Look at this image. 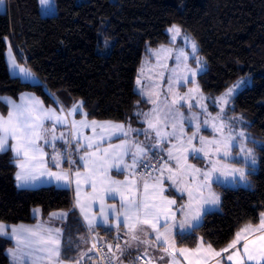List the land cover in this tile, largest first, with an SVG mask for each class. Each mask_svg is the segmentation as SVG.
<instances>
[{
	"label": "trees",
	"instance_id": "1",
	"mask_svg": "<svg viewBox=\"0 0 264 264\" xmlns=\"http://www.w3.org/2000/svg\"><path fill=\"white\" fill-rule=\"evenodd\" d=\"M5 1L6 10H0V112L4 115L9 111L4 96L18 99L21 93L32 92L48 106L55 98L69 107L81 101L89 119L137 124V112L148 107L136 90L139 69L150 48L172 43L169 29L174 25L199 43V53L207 62V70L199 76L204 93L221 95L239 79L251 77L253 84L234 98L230 111L247 121L259 167L248 173L249 187L216 183L220 210L207 212L194 230L178 233L176 242L195 248L202 239L221 250L245 225L260 223L264 214V0H55L53 16L42 14L39 0ZM7 37L39 83L11 75ZM109 39L114 42L111 51L100 52ZM15 159L11 150L0 152V225L36 223V208L43 217L69 211L63 257L75 261L85 246L87 254L92 248L90 232L75 209L73 192L55 185L20 189ZM97 231V236H107L104 243L115 239L114 230L100 227ZM13 245L0 236V264H13L8 255ZM86 256L87 264H95Z\"/></svg>",
	"mask_w": 264,
	"mask_h": 264
},
{
	"label": "rangeland",
	"instance_id": "2",
	"mask_svg": "<svg viewBox=\"0 0 264 264\" xmlns=\"http://www.w3.org/2000/svg\"><path fill=\"white\" fill-rule=\"evenodd\" d=\"M6 8V1L3 0V3L0 4V10L5 11ZM41 11L44 16L55 15L57 13L55 0H49L47 5H41ZM176 27L179 28L178 26ZM170 29L169 33L172 43L157 48H150L139 69L137 81L139 80L140 83L136 81V90L142 95L143 99L146 100L148 107L137 112L138 123L135 125H127L126 123L109 120L89 119L85 115V110L81 101L77 105L82 104V106L77 108V105L69 107L57 98L48 106L41 98L32 92H23L18 99H14L10 96L3 97V100L9 106V111L7 115L0 112V118L6 121L9 117V113H15V106L23 105L27 106L29 109H33L35 115L41 116L45 137L50 142L53 134L57 137L54 141L55 149H53L51 143L45 144L44 140L38 141L44 152L47 153L45 156L47 168L53 172L64 171L72 173L70 176L72 183L70 185L58 184L54 179L44 175L38 176L34 182L19 187L20 189H35L55 185L57 187L69 188L74 194V188L76 190V177L74 173L77 170H81L79 169V160L84 150L81 141H83L84 137L87 135H90V142H97L93 144V147L99 145V151H97V147H92V150L88 151L89 154L95 153V155L91 157L92 160H97V158L101 157L105 149H108L111 154L102 161L106 171L119 169L123 164L129 165V172H126L125 181L120 183V185H127L132 189L131 192L122 189L125 191L126 196L131 197L134 193L139 200H144L147 195L150 203L155 202L157 204H160L162 199L166 198V200L163 201L164 207L170 209L171 212L175 214L177 222L184 219V212L187 211V205L189 204L187 189L193 190L194 196H199L200 192L197 190V185L202 182V173L211 170L213 164H216L217 168H221L224 165L244 168L247 181H241L239 176H236L235 180H233L232 177L225 180L223 177H219L218 172L214 173L211 191L219 197V202L217 204H203L201 213L206 214L208 211L220 210L221 208V198L214 188V184L219 183L230 187L250 186L248 173L251 170L256 171L258 169L259 157L255 148L249 143L253 138L248 131L247 121L241 115L231 113L230 108L233 106L234 98L243 89L253 84L252 78H241L246 81L245 86L239 88L232 96L225 97L227 103H224L221 97H223L227 90L236 84V82L221 95L212 96L204 93L199 81V76L207 70V62L199 53V43L191 34L183 32L180 28L178 33L170 31ZM192 42H195L197 45L195 52H193L192 49ZM113 43V40H106L104 48H100V52L109 53L113 47ZM6 45V61L11 75L19 77L22 81L27 83H39L38 77L28 66L25 58L9 37L6 39ZM13 57L18 65L31 73L30 76H25L19 72V69L12 68L11 60ZM197 61H199V65L206 64V70L202 72L198 71L196 76L193 77L190 74V70H196L198 68ZM174 101L175 103H173ZM48 110H53L56 116L61 117L63 122L57 123L55 118H46L45 113H48ZM149 120L153 122L155 127H149ZM93 121L97 124L95 131L91 126ZM73 122H75V128L73 127ZM108 122H111V124L123 125V130L109 127V130H114L105 135V128L102 130L99 125L108 124ZM85 123L89 126L84 127L83 125ZM173 125H175V127H173ZM74 129L75 135L73 136L71 133ZM218 129L221 130L218 131ZM157 130H159L160 136H157ZM125 132L127 135H125ZM241 132L244 133L243 137L239 135ZM61 133H63L62 139L60 138ZM194 133L195 138L192 139L191 144H189L188 141L193 137ZM229 136L234 137L230 142L228 141ZM201 137H203V143H201ZM114 138H118V140L114 142L111 141ZM70 142L73 153V156H70L71 158L65 152V148ZM105 142L106 144H104ZM226 142L231 145V155L229 156L223 155ZM7 143L8 149H11L10 146L16 142L9 137ZM121 144H125L127 148L126 153L123 154L122 162L117 159L119 155H121V150L116 147ZM137 144L145 148L144 154L136 152L135 145ZM242 147L253 151L256 159L255 165L251 164L250 160H245L244 153L241 152ZM194 148H203L204 151H193ZM217 148H219V151H217ZM55 152H59L61 155V168L59 169L55 167L52 160ZM170 152L171 156L169 155ZM205 153H207V155H205ZM13 156L16 158L15 164L18 173L21 170L18 164L23 160V157H16L14 152ZM177 157H179V164L177 163ZM134 158L136 160L135 165H133ZM69 160L76 161V163L70 164L68 162ZM146 161L155 165L156 169L152 174L146 175L143 179H140L139 168ZM118 164H120V166ZM196 169L200 171L197 172L195 171ZM106 171L100 170L97 173L99 181L95 180L97 183L96 185H98L95 192L96 197H100L101 194H103V179ZM80 172L82 176L87 175L88 169L84 168ZM217 177H219L220 182L216 181ZM101 178L102 181H100ZM114 181L118 182L117 179ZM145 182L149 185L147 193H145L144 189ZM110 187H113L111 183H109L107 189ZM83 192L84 189H81V194ZM116 193L111 194V197H116ZM208 195L209 189L204 188L203 196L207 197ZM117 199L118 198L115 199L116 202ZM167 200L175 201V203L169 205L166 203ZM119 203L118 205L117 203L114 205L117 209V213L115 221L111 226L116 230L119 229L121 225L125 226L122 201ZM119 209H121V220L119 219ZM61 212L63 211H56L54 213L58 214ZM38 214H41V209H34V215L36 216ZM52 218L55 219L57 216L53 215ZM203 219L204 216H202L199 221H193L194 227L199 226L203 222ZM262 221H264V219ZM43 222L39 224L38 228L49 227ZM164 223V217L161 216V232L165 231L163 227ZM250 226L255 225L250 224ZM259 226L261 227V224ZM142 227L145 228L146 231H138V240H133L131 238L132 241L129 247L134 250L133 254L144 253L157 264H203L210 259V254L206 251L202 239L196 249H181L178 247L175 238V233L181 231L178 227L173 229L169 236L168 244L164 243L163 238L157 241L156 232L149 226L144 225ZM260 227L258 228L260 229ZM125 229L129 232L127 227H125ZM191 230L192 229H185L183 231ZM129 235L130 237L132 236L131 233H129ZM164 248H168L167 253L164 252ZM26 249V247L20 245L13 250H8V253L12 259H15L17 254L30 255ZM239 249L241 254H243L241 248ZM181 250L187 251L182 252ZM161 257H163V259H161ZM28 258L27 260L29 262L32 261L31 257ZM132 260L134 259L132 258ZM226 262L227 263L222 261L212 264L231 263L227 258Z\"/></svg>",
	"mask_w": 264,
	"mask_h": 264
},
{
	"label": "snow or ice",
	"instance_id": "3",
	"mask_svg": "<svg viewBox=\"0 0 264 264\" xmlns=\"http://www.w3.org/2000/svg\"><path fill=\"white\" fill-rule=\"evenodd\" d=\"M41 5H47L49 0H39ZM3 3V0H0V4ZM170 31L179 32V28L175 25L170 29ZM197 45L195 42H192V49L193 52L196 51ZM183 55V53H182ZM198 68L196 70H190V74L195 77L198 71H205V65H199V61H197ZM11 66L13 69H19V72L24 74L25 76H30L31 73L26 70L25 68L18 65L13 57L11 60ZM137 83H140L138 80ZM246 81L241 79L236 82L232 87H230L227 92L221 97V100L224 103H227V99L225 97H230L234 92H236L239 88L245 86ZM38 103V102H37ZM175 103V101L173 102ZM81 105H77L76 107H81ZM15 113H9L8 119L5 121L3 118H0V152H4L8 150V139L9 137L14 140L16 143L11 145V150L15 153L16 157H23V160L19 162L18 166L21 169L20 172L16 174V179L18 181V187L27 185L30 182H34L38 176H48L51 179H54L58 182V184L70 185L72 180L70 176L72 175L71 172H53L47 168V163L45 161V156L47 153L44 152L43 148L40 146L38 141L44 140L45 144L51 143L53 149H55L54 141L57 137L53 134L51 137V142L45 137L44 135V128L41 122V116L35 115L33 109H29L27 106H15ZM75 110V109H74ZM46 118L53 119L55 118L57 123H62V119L59 116H56L53 110H48V113H45ZM149 127L153 128L155 125L151 120H149ZM84 127H88V124H84ZM93 130L97 127L95 121L92 122ZM106 125L101 124L99 127L103 130ZM111 128L117 130H123V125H116L111 124L108 122V125ZM73 127L75 128V122H73ZM175 127V125H173ZM221 129H218L220 131ZM54 132V129H53ZM125 135L127 133L125 132ZM241 137L244 136V133L241 132L239 134ZM157 136H160L159 130H157ZM60 138H63V133H61ZM195 138V133L193 137L189 139L188 143L191 144V140ZM201 143L204 142L203 137L200 138ZM234 137L229 136L228 141L230 142ZM219 143V142H217ZM88 148H92L93 144L91 142L87 145ZM97 151H99V145L96 146ZM118 149L121 150V155L117 158L122 162L123 154L126 153L127 148L125 144H121L116 146ZM136 152L139 154L145 153V148L139 144L135 145ZM230 143H225V149L223 152L224 156L231 155L230 151ZM193 151H204L203 148L201 149H193ZM219 151V148H217ZM241 152L244 153L245 160H250L251 164H256V159L254 157L253 151L251 149L241 148ZM95 153L89 154L85 153L84 156H81L80 159L84 161V168L88 169V174L82 176L79 170H77L74 175L76 177V206L80 208L81 213L84 214L85 220L88 221L89 226L93 225L94 217L89 215V210L91 208V204H85L82 202L81 199V183H89L91 182V186L93 189V193L96 192V182L94 177L100 170L104 169V163L102 162L104 158L109 157L111 154L109 153L108 149H105L102 156L97 158V160L92 161L91 168L89 166V160ZM171 156V152L169 153ZM207 155V153H205ZM135 156V154H134ZM52 160L56 168H61V155L59 152H55ZM100 161V162H98ZM70 164L76 163V161L69 160ZM177 163L179 164V157H177ZM136 164L135 158L133 159V165ZM148 165H146L147 167ZM195 171L199 172V169ZM219 173V177H223L227 180L229 177H232L235 180L236 176H239L241 181H247V176L245 173L244 168L238 167H229L227 165L222 166L221 168H217L216 164H213L211 170L205 171L202 173V182L197 185V190L200 192L199 196L193 195V190L187 189L189 195V204L187 205V211L184 212V219L180 220L179 222L176 221L175 214L171 212L170 209L164 207L163 201L166 198L162 199L160 204L155 202L150 203L148 201L147 195L145 196L144 200H139L135 194L133 193L131 197L125 195V191L122 189H126L128 192H131L132 189L127 185H120L117 181H111L110 183L113 187L107 189L109 192H118L121 196L122 207L124 208V218H125V227L129 229V233L132 234L131 238L133 240H138V231H146L145 228L142 226L147 225L149 226L154 232H156V240L160 241L163 238L164 243H169V236L171 235L173 229L179 228L181 231L185 229H192L194 230L193 221H199L201 218V212L203 209V204H217L219 202V197L211 191V185L213 183V174ZM219 177L216 178L217 182L219 181ZM149 185L147 182L144 184L145 193ZM209 189V195L207 197L203 196V189ZM162 192V189H161ZM97 197L93 195L89 197V200H95ZM126 202V203H125ZM167 204H174L175 201L167 200ZM54 216H58V218H64L68 215V213L61 212V213H54ZM100 215L104 218L105 221L108 220V214L105 211L103 200L101 198V208H100ZM161 216L164 217L165 223L163 225L164 232L160 231V218ZM23 231L29 232V237H24L21 239L17 236V247L20 246L21 243L24 244L25 247H31L33 241L31 239L32 236H37V233L32 231L31 229H24ZM244 231H247L246 229ZM260 231L264 233V221L261 223ZM6 234L2 225H0V235ZM12 234L15 236L17 234V229H12ZM60 229L47 230V235L44 237H40V242L44 244V247L40 248L39 251L44 253L45 256L43 257L48 261V264H63V261L60 259L61 256V241H60ZM242 236L240 233L236 235L235 240L228 246V248L224 249L223 251L227 252L229 249H234L235 251L230 254L227 259L231 262V264H264V234L259 235L258 237H254L252 239H246L245 243L242 245L243 254L239 248H237V244L240 243ZM127 243V242H126ZM95 247V245H93ZM117 251H121L120 245H116ZM109 251H112V246L109 245ZM182 252L187 250H181ZM207 251L211 255L220 256L221 253L214 252L212 250L211 245H208ZM164 252H168V248H164ZM15 254V253H13ZM163 259V257H161ZM78 264V262H76ZM148 264H151L149 261ZM206 264V262H205Z\"/></svg>",
	"mask_w": 264,
	"mask_h": 264
},
{
	"label": "crops",
	"instance_id": "4",
	"mask_svg": "<svg viewBox=\"0 0 264 264\" xmlns=\"http://www.w3.org/2000/svg\"><path fill=\"white\" fill-rule=\"evenodd\" d=\"M38 80L40 82L39 77H38ZM104 125H106L105 126V130H104L105 135H107L108 132H113L114 129L113 130H109L108 129L109 128V126H107L108 124H104ZM71 134L73 136L75 135V129L73 130V132ZM89 137H90V135L89 136L87 135V136L84 137L83 141H81V143L83 144V148H84V150H83L84 154L86 152L88 153L89 150H92V148H88L87 147L88 143L90 142V138ZM117 140H118V138H114L111 141L114 142V141H117ZM111 141H109V142H111ZM91 143L92 144H96L97 142H92L91 141ZM104 144H106V142ZM93 148H96V147L94 146ZM8 150H11V149H8ZM83 153L81 154L82 156H84ZM92 161L93 160L91 158L89 160V166L92 165ZM79 164H80V168L79 169H81L80 171H82L84 169L83 168L84 161L80 159L79 160ZM118 165L120 166V164H118ZM126 172H129V165L128 164L127 165H124V164L121 165V167L119 169H115V170H112V171H106V173L104 174V179H103V185H104L103 194H101V196L97 197L95 200H89L88 199L89 197L95 195L93 193L91 182H89V183L82 182L81 183L80 188L84 189V192L81 194L82 202L85 203V204H88V203L91 204V208L89 210V215L94 217V222H93L92 226H89L88 221L85 220V218H84V214L81 213L80 208L76 206V203H75L76 202V190H75V188H74V194H73L75 209L79 213L85 228L88 230V232H90L91 236L89 235V239L91 241V245H92V239L94 237H96L100 241L102 240L103 242H105V240L108 239V238H106L107 237L106 235L97 236V232H98L97 229L100 228V227H103V228H106V229H109V230H114L116 232L114 238H118L120 236L124 237L125 243L120 247L121 251H119L117 253L116 257H115V263L116 264H133L134 263L133 260H132V254L134 253V250L132 248L130 249V247H129V245H130V243L132 241L131 237L129 235V232L125 229L124 225H121L120 228L117 229V230L114 229V227H111L113 222L115 221V217H116V213H117V209L115 208L114 205H115V203H117V205L120 204L119 202H121V196H120L119 193L107 191V187L109 186V183L111 181H114V180L117 179L119 183L124 182L125 178H126V174H127ZM143 177H145V176H141L140 179H143ZM98 178H99L98 175H96L94 177L95 180L99 181ZM100 181H102V178H101ZM97 186L98 185H96V187ZM214 188H215V186H214ZM115 193L117 194V196L112 198L111 194H115ZM101 198L103 200V205H104L105 211L108 214V220L107 221H105L104 218L100 215ZM116 198H118L117 202L115 200ZM220 206H221V204H220ZM63 212L68 213V215L66 217H64V218H58V216H57V218L53 219L52 217H53V213L54 212L51 215H49L48 217H43L42 216V211H41V214L36 215V217L38 218V221L36 223H32V224H7V223H2L1 224L3 226L4 231H5L6 234L0 235V236H2L4 238H7V239H10L14 243V245L12 247H10L8 250H13V249H15L17 247V236H19L21 239H23L24 237H29L30 236L29 232L23 231L24 229H31L32 231L37 233V236H32L31 237V239L33 241H36V242L33 243L31 245V247H26L27 248L26 250L30 253V255L28 254L27 256L31 257L32 261L29 262L27 260L29 258L25 254H17L15 259H12L10 257V255H9V253H8V255L10 257V260L12 261L13 264H48V261L43 258L45 256V254L40 252L39 249L44 247V244L40 242V237L46 236L47 235V230H49V229L53 230V232H54L55 229H60V233H61L60 237H59L60 241H61V256H60V259L63 261V264H76V262H78V264H87L84 261V258H85V255H87L85 252L88 249V246H85L84 250L82 251L81 256H79L78 259L75 260V261H70L69 259H66V258L63 257V240H64V235H65V223L67 221V218L69 217V211L63 210ZM119 213H120L119 214V219H120L121 218V209H119ZM201 214H202V216H204L205 213L204 214L201 213ZM263 217H264V214L262 215V218H261V221H260L259 224H253L255 226H250V224L245 225L238 232V233L241 234L242 239H241L240 243L237 244V248H241V250L243 251L242 245L245 243L246 239L250 240V239H252L254 237H258L259 235L262 234V232L260 231V229L258 227H260L259 225L261 224L262 220L264 219ZM41 222L47 224V226H49V227H47V228H38V226H39V224ZM45 224H43V225H45ZM13 228L17 229V234L15 236L12 234V229ZM245 229L247 231H244ZM180 232L181 231H177V233H175V238H176V235L178 233H180ZM186 232H190V231H182L181 233H186ZM87 241H89L88 237L86 238V242ZM20 245H23V247H25L23 243H21ZM177 246H178V244H177ZM198 246H199V243H198L197 247ZM178 247H180L181 249L182 248H188V247H181V246H178ZM197 247L189 248V249H196ZM204 247H205V249L207 251L208 244H206L205 242H204ZM211 248H212V250H214V252L221 253V255L220 256H215V255H211L210 254L209 255L210 259H208L206 261V264L218 263V262H222V261L227 263L226 262V258L230 254H232L233 251H235L234 249H229L227 252L223 251L224 249L228 248V246L226 248H224V249H221V250L215 249L212 246H211ZM90 250H91V247L87 251V253ZM152 261L154 262V264H157L154 260H152ZM88 264H90V263H88ZM203 264H205V262Z\"/></svg>",
	"mask_w": 264,
	"mask_h": 264
},
{
	"label": "built area",
	"instance_id": "5",
	"mask_svg": "<svg viewBox=\"0 0 264 264\" xmlns=\"http://www.w3.org/2000/svg\"><path fill=\"white\" fill-rule=\"evenodd\" d=\"M67 155L72 156V149L71 145L67 148ZM71 158V157H70ZM146 165H148L146 167ZM155 165L145 162L140 168H139V175L140 176H146L150 175L155 171ZM125 243L124 237L120 236L118 238L113 239L110 242H102L98 240L96 237L92 239V248L87 253L86 258L88 260H94L96 261L95 264H116L115 263V252L117 251L116 245L119 244L120 247ZM95 245V247H93ZM109 245L112 246V251H109ZM151 262V264H154V262L144 253H139L134 258V264H148V262Z\"/></svg>",
	"mask_w": 264,
	"mask_h": 264
}]
</instances>
